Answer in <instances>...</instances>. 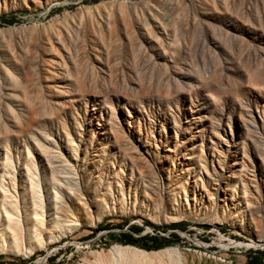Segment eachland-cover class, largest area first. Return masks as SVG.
<instances>
[{
    "label": "rangeland",
    "instance_id": "1",
    "mask_svg": "<svg viewBox=\"0 0 264 264\" xmlns=\"http://www.w3.org/2000/svg\"><path fill=\"white\" fill-rule=\"evenodd\" d=\"M49 160L81 226L0 264H248L264 251V0H0V175L45 191Z\"/></svg>",
    "mask_w": 264,
    "mask_h": 264
},
{
    "label": "bare ground",
    "instance_id": "2",
    "mask_svg": "<svg viewBox=\"0 0 264 264\" xmlns=\"http://www.w3.org/2000/svg\"><path fill=\"white\" fill-rule=\"evenodd\" d=\"M48 165L54 177L55 185L48 184L45 191L40 184L31 182L29 191L23 185L21 187L22 193H20L17 181L10 176V172L0 175V249L11 246L12 249L18 251L22 237H26L29 243L33 244L34 241L48 234L50 230L58 229L62 225H67L65 233L81 226L66 219L70 216L69 212L72 213L73 211L70 203H74L72 196L62 192L65 187H71L72 183L75 184L71 182L73 177H71L70 170L65 169L63 171L57 161L49 160ZM50 194L54 195L53 201L49 199ZM73 195L77 197L75 192ZM233 196L231 197L233 198ZM106 197L110 198V196ZM106 197L104 198L105 203ZM122 250H131V248L124 247Z\"/></svg>",
    "mask_w": 264,
    "mask_h": 264
},
{
    "label": "trees",
    "instance_id": "3",
    "mask_svg": "<svg viewBox=\"0 0 264 264\" xmlns=\"http://www.w3.org/2000/svg\"><path fill=\"white\" fill-rule=\"evenodd\" d=\"M146 223V222H143ZM119 227V225H117ZM175 227H180V226H175ZM133 231L135 232H140L141 229L139 228H132ZM121 236L123 238H125V244H134L136 242H138L137 239L133 238L131 235H127V234H121ZM152 242H153V246L154 248H158L161 243L158 242V240L155 237H150L149 238ZM249 261L248 264H260V263H264V251H260V250H256V251H250L249 252Z\"/></svg>",
    "mask_w": 264,
    "mask_h": 264
}]
</instances>
